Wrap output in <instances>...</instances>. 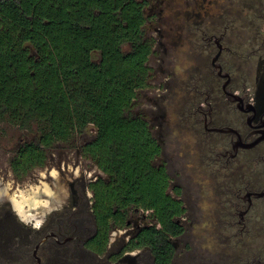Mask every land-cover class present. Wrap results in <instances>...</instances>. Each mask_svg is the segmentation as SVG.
Returning a JSON list of instances; mask_svg holds the SVG:
<instances>
[{
	"label": "flooded vegetation",
	"instance_id": "af4514ba",
	"mask_svg": "<svg viewBox=\"0 0 264 264\" xmlns=\"http://www.w3.org/2000/svg\"><path fill=\"white\" fill-rule=\"evenodd\" d=\"M231 3L174 0L167 7L181 54L180 74L166 82L178 92L156 114L167 116L157 135L148 127L161 147L153 164L164 168L166 192L180 204L176 227L153 208L134 207L123 224L99 231L85 190L30 244L7 231L0 264H264V0L250 5L247 34L228 27ZM148 228L162 231L163 251L140 236Z\"/></svg>",
	"mask_w": 264,
	"mask_h": 264
},
{
	"label": "trees",
	"instance_id": "16d2710c",
	"mask_svg": "<svg viewBox=\"0 0 264 264\" xmlns=\"http://www.w3.org/2000/svg\"><path fill=\"white\" fill-rule=\"evenodd\" d=\"M145 4L0 0V122L23 133L10 167L23 177L54 146L76 148L103 172L89 184L99 231L123 224L134 207L153 208L170 229L180 212L167 173L153 164L160 144L131 110L152 74ZM150 229L140 236L159 253L167 241Z\"/></svg>",
	"mask_w": 264,
	"mask_h": 264
},
{
	"label": "rangeland",
	"instance_id": "374dc122",
	"mask_svg": "<svg viewBox=\"0 0 264 264\" xmlns=\"http://www.w3.org/2000/svg\"><path fill=\"white\" fill-rule=\"evenodd\" d=\"M172 1L148 0L145 12H151L152 8L156 11L144 25L146 36L153 39L154 52L147 61L151 65L152 78L146 87L138 90L131 107L132 111L143 114L154 134L156 124L166 123L167 116L164 119L156 115L162 113V103L167 101L169 93L176 95L178 92L177 88L169 90L166 82V77L171 81L180 74V48L169 35L173 32L172 25L175 24L173 29L178 26L167 8ZM230 1L228 18L231 20L228 27L247 34L254 26L255 17L250 5L253 6L256 0ZM221 21L218 18V22ZM168 108L167 115L172 106ZM21 136V130L0 122V256L2 238L7 235V231H12L15 237L25 238V242L30 244L31 235H39L38 230L53 220L55 215L72 209L81 201L82 193L87 191L93 202L87 186L103 175L96 164L83 157L76 148L61 143L50 149L44 165L33 167L23 177H17L10 167L9 159ZM4 226L7 227L5 230ZM194 229L204 234L199 227Z\"/></svg>",
	"mask_w": 264,
	"mask_h": 264
},
{
	"label": "bare ground",
	"instance_id": "6f19581e",
	"mask_svg": "<svg viewBox=\"0 0 264 264\" xmlns=\"http://www.w3.org/2000/svg\"><path fill=\"white\" fill-rule=\"evenodd\" d=\"M17 206V205H16Z\"/></svg>",
	"mask_w": 264,
	"mask_h": 264
}]
</instances>
